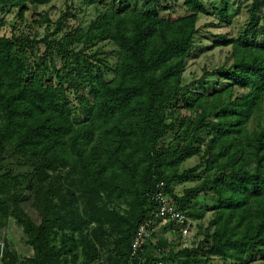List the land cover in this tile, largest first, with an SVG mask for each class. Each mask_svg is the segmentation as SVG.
<instances>
[{
  "label": "trees",
  "instance_id": "trees-1",
  "mask_svg": "<svg viewBox=\"0 0 264 264\" xmlns=\"http://www.w3.org/2000/svg\"><path fill=\"white\" fill-rule=\"evenodd\" d=\"M49 1L0 6L23 19L29 4ZM178 2L112 0L87 28L60 38L49 36L62 18L41 38L20 27L0 36V227L14 220L33 250L20 261L7 237L3 264H94L102 253L109 264L264 259V0L253 1L236 37L219 35L231 64L190 83L183 73L208 8L183 0L182 14L163 13ZM194 156L199 163L182 169ZM161 182L191 220L214 216L199 224L195 246L157 244L153 233L134 259L133 237L154 218ZM202 194L214 203L194 207ZM181 225L163 230L175 228L179 243Z\"/></svg>",
  "mask_w": 264,
  "mask_h": 264
},
{
  "label": "rangeland",
  "instance_id": "rangeland-1",
  "mask_svg": "<svg viewBox=\"0 0 264 264\" xmlns=\"http://www.w3.org/2000/svg\"><path fill=\"white\" fill-rule=\"evenodd\" d=\"M112 0H50L43 5L29 4V9L25 12V17L21 19L18 16L19 8H13L9 10L8 6H0V36H11L15 27L30 35L36 34L39 38L46 35L49 31L52 33L58 27V19L62 18L61 30L56 34L49 37L60 38L64 33L74 31L78 27L87 28L90 22L95 19L100 13H102ZM170 0H162L164 4ZM254 0H204L208 8V13H202L199 15L197 26L199 27V33L195 37L194 47L189 54L186 61V69L183 73V83H190L194 80H198L205 71L213 72L218 70L220 66H228L232 62V48L231 46L219 45L222 38L219 35L226 34L228 37H236L240 30L246 25V22L250 18V10ZM183 0H179L175 7V10H167L164 14L170 13L173 16L182 14L183 8L181 3ZM225 10L224 13H220L219 10ZM264 12V5L260 9V14ZM68 16H64L63 14ZM48 15L50 22L41 21L44 16ZM260 25L264 26V20ZM102 46V43H99ZM79 49L82 44H77ZM49 62V59H48ZM57 66H61L59 60H57ZM218 73L208 76L210 81H213L218 77ZM196 85V84H195ZM198 85V84H197ZM207 88V87H206ZM68 96L73 99L74 103H77L74 99V91L72 89L67 91ZM263 121V117H256L250 127L254 125L258 127V123ZM200 157L194 156L187 160L182 169L192 167L199 163ZM199 181L175 183L173 185L175 192L183 194L184 190L188 187L196 185ZM206 203L213 204V197H209L204 194L200 196L194 202V207L204 208ZM26 210L36 220H39L37 211L30 206L29 203L25 205ZM126 207L123 206V209ZM124 212V211H123ZM214 213L209 211L203 220L193 221L191 233L187 237H182L181 242L178 243L177 238L179 235H175L172 230H161L154 238V241L158 244L168 243L174 245L173 247H192L195 246L202 238L199 232V224L207 225L208 221L213 218ZM7 229V237L11 242V247L16 250L18 260H26L31 256L33 250L24 243L22 239L23 233L21 228L10 220ZM180 244V245H178ZM103 257L94 264H109L105 260V253H102ZM70 264V263H69ZM207 264H238L232 260H224L220 257H212ZM246 264H264V259L259 254L255 257H250Z\"/></svg>",
  "mask_w": 264,
  "mask_h": 264
},
{
  "label": "built area",
  "instance_id": "built-area-1",
  "mask_svg": "<svg viewBox=\"0 0 264 264\" xmlns=\"http://www.w3.org/2000/svg\"><path fill=\"white\" fill-rule=\"evenodd\" d=\"M164 183H160L161 189L156 194V201L158 202L157 210L154 218L146 220L139 225L131 243V256L136 259L140 253L143 252V246L151 238L152 234L160 233L164 225L171 221H176L182 224L179 228L182 237H187L191 233L193 220L189 218L184 212L176 209L173 204V199L164 192ZM176 229L172 231L175 233ZM7 240V229L0 227V264H3ZM163 252H167L166 247L161 248ZM146 260L140 259L137 264H145ZM151 264H168L164 260H156Z\"/></svg>",
  "mask_w": 264,
  "mask_h": 264
}]
</instances>
